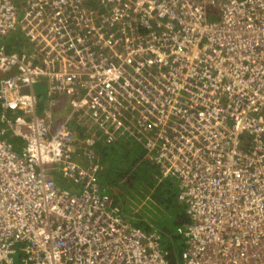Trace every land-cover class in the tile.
Listing matches in <instances>:
<instances>
[{
    "label": "built area",
    "instance_id": "1",
    "mask_svg": "<svg viewBox=\"0 0 264 264\" xmlns=\"http://www.w3.org/2000/svg\"><path fill=\"white\" fill-rule=\"evenodd\" d=\"M18 29L30 48L9 51ZM42 80L43 112L67 98L174 180L182 264H264V0H0V264H169L39 113Z\"/></svg>",
    "mask_w": 264,
    "mask_h": 264
},
{
    "label": "trees",
    "instance_id": "2",
    "mask_svg": "<svg viewBox=\"0 0 264 264\" xmlns=\"http://www.w3.org/2000/svg\"><path fill=\"white\" fill-rule=\"evenodd\" d=\"M18 46L15 48L8 45V49L21 51V46ZM79 124L74 132L78 151L74 152L73 158L77 155V162L84 168L96 161L100 169L95 176L101 194L119 207L126 222L160 236L169 264H182L186 240L179 229L185 228L191 220L186 212V205L178 199L174 180L161 178L158 166L146 156L142 139L134 133L115 134L109 140L103 131L81 122ZM87 139L94 141L90 147L96 155L93 159L86 155L82 157ZM63 183L66 184L65 181ZM75 185L77 184L72 182L69 187L74 188ZM145 208L152 209L156 217L164 215V218L155 221L154 215L144 213Z\"/></svg>",
    "mask_w": 264,
    "mask_h": 264
},
{
    "label": "crops",
    "instance_id": "3",
    "mask_svg": "<svg viewBox=\"0 0 264 264\" xmlns=\"http://www.w3.org/2000/svg\"><path fill=\"white\" fill-rule=\"evenodd\" d=\"M4 40H5V38H4ZM4 40H1V42L5 43ZM5 45H6V43H5ZM7 47H8V45H7ZM41 83H46V89L44 91H42V92H37L36 91L38 93V95H39V98H40V106L41 107H40V112L39 113L40 114H44V115L45 114H52V117L54 118V121L58 123L57 125H62L66 121L69 124V127L73 130V132H75L76 128L80 124H79V121L77 120V116H72L71 108H70V106L68 104V99L67 98H65V100L59 105V108L56 111H54V112H43V109L45 111L48 110V104H49V100H48V97H47V95H48V84H47V82L41 81V82L38 83V85L41 84ZM75 151H78L77 148H76ZM78 154L81 155L80 152ZM84 155L88 156L87 155V147L86 146H85V149H83L82 157ZM73 159H74L75 162H77V160H78L77 155ZM77 163L80 164L79 162H77ZM52 177H54V175ZM55 180H56V178H55ZM56 182L60 186H65L64 185L65 183H63L64 181L62 182V184H60V182L57 181V180H56Z\"/></svg>",
    "mask_w": 264,
    "mask_h": 264
},
{
    "label": "rangeland",
    "instance_id": "4",
    "mask_svg": "<svg viewBox=\"0 0 264 264\" xmlns=\"http://www.w3.org/2000/svg\"><path fill=\"white\" fill-rule=\"evenodd\" d=\"M14 39V40H13ZM4 42L6 43V45H12L15 48H18L20 45L21 46V50H28L30 47L24 42L23 40V34L20 32V30L18 29L15 32H12L11 35L7 36L4 40ZM44 81V80H42ZM35 89L37 92H42L46 89V83H41L37 86H35ZM58 181L62 182V179L58 178ZM152 209H144V213L147 215H154L155 217V221H160L161 219L164 218L163 216H157L154 212L151 211ZM152 212V213H151Z\"/></svg>",
    "mask_w": 264,
    "mask_h": 264
},
{
    "label": "bare ground",
    "instance_id": "5",
    "mask_svg": "<svg viewBox=\"0 0 264 264\" xmlns=\"http://www.w3.org/2000/svg\"><path fill=\"white\" fill-rule=\"evenodd\" d=\"M14 40V39H13Z\"/></svg>",
    "mask_w": 264,
    "mask_h": 264
}]
</instances>
